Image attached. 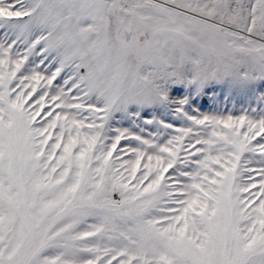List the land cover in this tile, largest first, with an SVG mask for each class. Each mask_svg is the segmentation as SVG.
<instances>
[{"label":"snow or ice","instance_id":"1","mask_svg":"<svg viewBox=\"0 0 264 264\" xmlns=\"http://www.w3.org/2000/svg\"><path fill=\"white\" fill-rule=\"evenodd\" d=\"M0 264H264V0H0Z\"/></svg>","mask_w":264,"mask_h":264},{"label":"rangeland","instance_id":"2","mask_svg":"<svg viewBox=\"0 0 264 264\" xmlns=\"http://www.w3.org/2000/svg\"><path fill=\"white\" fill-rule=\"evenodd\" d=\"M229 107H231V106L229 105Z\"/></svg>","mask_w":264,"mask_h":264}]
</instances>
